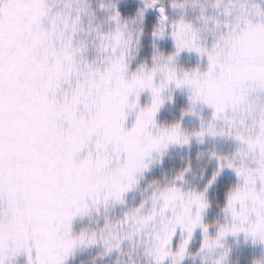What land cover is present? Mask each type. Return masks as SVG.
<instances>
[{"label":"snow or ice","instance_id":"6c2138e0","mask_svg":"<svg viewBox=\"0 0 264 264\" xmlns=\"http://www.w3.org/2000/svg\"><path fill=\"white\" fill-rule=\"evenodd\" d=\"M234 251L264 264V0H0V264Z\"/></svg>","mask_w":264,"mask_h":264},{"label":"trees","instance_id":"16d2710c","mask_svg":"<svg viewBox=\"0 0 264 264\" xmlns=\"http://www.w3.org/2000/svg\"><path fill=\"white\" fill-rule=\"evenodd\" d=\"M256 254H259V250H256ZM247 258H251L250 254L248 255ZM232 260L234 261V264H244L245 256L241 255L238 251H234L232 255Z\"/></svg>","mask_w":264,"mask_h":264}]
</instances>
